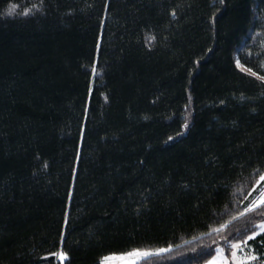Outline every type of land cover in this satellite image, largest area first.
<instances>
[{
  "label": "trees",
  "instance_id": "trees-1",
  "mask_svg": "<svg viewBox=\"0 0 264 264\" xmlns=\"http://www.w3.org/2000/svg\"><path fill=\"white\" fill-rule=\"evenodd\" d=\"M38 3L0 0V264L230 254L209 227L246 225L235 242L263 217L232 220L264 173V87L247 71L264 75V0Z\"/></svg>",
  "mask_w": 264,
  "mask_h": 264
},
{
  "label": "snow or ice",
  "instance_id": "snow-or-ice-1",
  "mask_svg": "<svg viewBox=\"0 0 264 264\" xmlns=\"http://www.w3.org/2000/svg\"><path fill=\"white\" fill-rule=\"evenodd\" d=\"M220 3L223 5L224 0H220ZM17 6L15 4H11L7 9V14L11 15L13 10ZM33 8L39 9L40 11H43L44 7V0H39L38 4L32 5ZM219 11V9H217ZM30 9L26 8L24 10V15H29ZM175 10H173L172 15L175 16ZM215 16V13L213 14ZM155 39V37H153ZM237 53H244V45H240L237 48ZM245 56H247V53H244ZM235 65L237 68L241 67V61L239 58H236ZM264 67V65H262ZM93 73L95 74L96 69L93 67L92 69ZM252 77H256L261 82V87H264V75H258L257 72H253L252 69L247 70ZM243 98V97H242ZM107 99V97H106ZM191 99V98H190ZM221 104L224 103V101H220ZM187 107V106H186ZM183 127L185 129L190 127V124L188 123V120L185 119V122L183 124ZM169 140L172 139V137L168 138ZM47 167V165H45ZM260 182H264V175L260 176L258 184ZM231 187V180L229 179L227 182H221L218 186L219 188H222L225 192ZM258 194V195H257ZM71 195V193H69ZM249 197L252 198L251 203L248 205V207H245L244 211L249 212L253 209H259L258 215H264V184H261L260 187H257L255 192H250ZM215 211V210H214ZM240 216H243L244 213H240ZM237 217L233 216L232 220H236ZM220 220L223 221V218L220 217ZM67 219H65V223H67ZM231 221H223L218 222L215 227H209L207 223H205V227H209L208 233H205V235H218L221 240H224L225 246L228 249H231V253L229 256V253L227 251H224L222 247H220L217 244V241H212L213 245H217L213 251L217 254L223 253V259L221 260L219 256L212 255V251H208L209 248H211V245L205 246V248L202 250V255L198 257V259H204L205 256H212L211 259L206 261V264H264V221H262L257 227L258 231L252 230L249 235H247L244 239H239L233 242L232 239H230V236H236L239 237L243 234V232L249 231L247 226H242V228H233L231 232H229L228 235H225L224 230L228 228ZM257 244H259V247H257ZM171 245H169L168 248L160 247L155 249H141V248H135L132 249L130 252L124 253L123 256L131 258L127 261V264H137V261H142L144 259L158 256L161 253H166L169 251V248ZM67 256V253L61 252L60 257L61 259H64ZM109 260V256H103L98 261V264H107V261Z\"/></svg>",
  "mask_w": 264,
  "mask_h": 264
},
{
  "label": "rangeland",
  "instance_id": "rangeland-1",
  "mask_svg": "<svg viewBox=\"0 0 264 264\" xmlns=\"http://www.w3.org/2000/svg\"><path fill=\"white\" fill-rule=\"evenodd\" d=\"M262 175H264V173L262 174ZM259 179H260V177L256 180V182H255V184L253 185V187L252 188H250V190L247 192V194H246V199L248 200V205L251 203V201H252V198L251 197H249V193L250 192H255V190H256V188L257 187H260L261 186V184H264V182H260L259 184L257 183L258 181H259ZM258 195V194H257ZM248 205L246 206V207H248ZM258 211H259V209H253V210H251V211H249V212H245L244 210H242L240 213H244V215L243 216H240L239 214L236 216L237 217V219L238 218H241V217H244L245 215H248V213H252V212H256L257 213V215H258ZM259 217H261V215H258ZM263 217H261L262 219L257 223V226L262 222V221H264V215H262ZM234 221V220H233ZM256 226V231H258L259 229H258V227ZM217 236V235H216ZM220 247H222V249L224 250V251H226L225 250V248L223 247V246H220ZM227 250H229V249H227ZM231 250V249H230ZM214 255H217V256H219V258L222 260L223 259V253H221V254H217V253H215ZM229 256H230V254H229ZM212 258V257H211ZM210 258V259H211ZM129 259H131V258H128V257H125V256H123V254H113V255H109V260L107 261V264H127V261L129 260ZM63 260V259H62ZM204 264H206V262L204 263Z\"/></svg>",
  "mask_w": 264,
  "mask_h": 264
}]
</instances>
